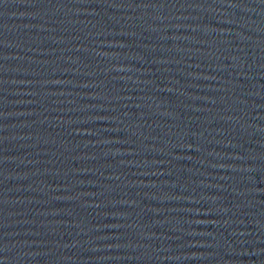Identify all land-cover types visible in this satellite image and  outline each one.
<instances>
[{"label": "water", "instance_id": "95a60500", "mask_svg": "<svg viewBox=\"0 0 264 264\" xmlns=\"http://www.w3.org/2000/svg\"><path fill=\"white\" fill-rule=\"evenodd\" d=\"M0 264H264V0H0Z\"/></svg>", "mask_w": 264, "mask_h": 264}]
</instances>
